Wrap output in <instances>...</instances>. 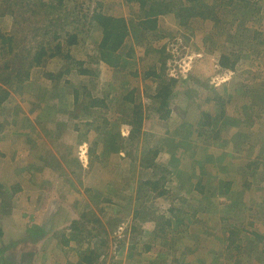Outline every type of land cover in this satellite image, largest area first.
<instances>
[{
  "label": "rangeland",
  "instance_id": "rangeland-1",
  "mask_svg": "<svg viewBox=\"0 0 264 264\" xmlns=\"http://www.w3.org/2000/svg\"><path fill=\"white\" fill-rule=\"evenodd\" d=\"M14 1L19 5L21 3L26 4L25 6L21 5L23 7L20 9L25 10L24 12L30 15L31 24L38 27L44 24L47 27L51 24L49 21L61 20V14L65 16V19H62L58 24L65 25L66 29L59 27L53 29L60 31L65 37L56 39L50 34H41V36L43 35L42 38L35 39L36 45L41 43V39L44 44H50L52 48L56 47L57 43H63L65 53L63 52V55L58 56L60 58L51 62L52 68H54V72L51 73L56 74L61 69L69 68V57H75L76 61L84 63L83 68L95 72V76L77 74L74 70H77V66L72 63L71 65L74 66H71V69L74 70V73L67 75L65 79L69 83H71V79L72 82L76 81V87L82 86L80 91L82 104L84 101L90 103L91 99L105 98V104L108 105V108H94L89 105L88 107L92 111L91 115L87 114L88 110L83 109L79 112V109L76 114H72V116L74 115L72 120L78 118L77 122L79 123L67 128L74 130L76 125H81L83 130L87 128V131L97 130L100 133L95 138V140L99 139L98 147H89L87 151L90 159L85 173L81 171L76 158H67L64 156L61 146H56L60 145V142L55 138L57 131L51 130L55 134L50 135V130L39 123L32 131L25 128L27 125L23 126L25 131L20 135L24 136L25 141L18 142L19 139L14 137V142L23 147L21 151L23 154L19 155L21 159L18 161L20 168H16L14 164H10L9 168L0 166V175L2 174L1 178L3 179L0 181L3 185V188H0V207L4 203L8 205L7 207L18 205V209L25 210L27 205H31L29 201L32 198H15L18 191L17 184L14 182L22 175L21 170H25L26 175H29L30 170L38 171V166H42V169L39 170L45 177L52 180L55 177L54 174H66L64 176H72L73 179L79 175L80 177L85 176V174L92 176L91 179L93 180H89L88 185H86L87 188L80 189L76 185L75 193H70L71 198L68 199L66 205H73L71 206L74 209L73 212L79 217L82 215L81 219L88 220L90 226L93 225V221L100 219L102 225L108 229L109 246L102 248L97 242L98 246L95 250L93 243L99 239L88 237L87 230L83 231V235L81 234L79 237L81 238L80 241L70 240L72 232L70 229L65 230L70 225L67 214L59 215L60 219H57L55 223L50 220V227L54 225L57 227L53 231H57L56 234H59V237H55L54 233L51 234L52 237L51 235H38L36 238L32 234H26L23 232L24 230L22 231L25 225H21V223L25 219L19 215L20 212H17L18 216L5 208L3 213L0 210V229L2 230L0 251L3 247L5 248L0 253V264H21L18 258L20 256H18V249L16 250L14 244L19 240L17 238H22L23 241L28 240V243L36 240L38 250L35 253L36 255L39 254V259L36 263L31 261L28 264H69L65 258L67 257V248L72 243L73 248L85 255L88 254L89 250L94 249L95 254L99 255L94 262L95 264H108V262L109 264H123L124 261L118 259V254L124 252L125 249L130 251L136 249L135 255L139 258L133 264H163L165 261L163 260V253L170 255V258L179 256V259L188 260L190 249L199 256L200 254L205 256L209 251L218 250H214L216 246L211 244H203V246H194L188 249L189 247H186L185 243H192L194 239L200 238L202 233L201 237H207L209 230L206 229L205 233L201 230L177 228L176 216L169 212L171 207L180 208L184 206L185 208L191 204L190 202L194 199L191 194L196 180L193 185L187 183L186 189L190 194L184 193L185 202L174 196L178 194L175 189V180H172L173 184H166L168 191H173V194L167 197H159L157 192L150 191L145 184L150 178L151 180L154 178L159 180V176L154 170L144 169L139 161L141 160L142 164V158L147 155L150 148L158 149L157 143L152 140L155 136L163 137L171 144V146L165 147V151L167 150L169 153L170 150H173V143L187 135L197 137L194 141L198 146L211 142V144L217 143L216 145L219 146L220 143L223 144V151L219 153L222 152L225 157L229 154L230 157L232 156L231 159L235 157L234 160H240L241 163H244L246 156L243 151L248 152L249 146L257 147L258 153L262 155L261 158H264V0H183L185 7L194 6L193 1H196V7L203 8L204 15L199 18L197 24L192 22V18L181 22L180 13L173 11L171 13L177 17L161 14L163 15L162 24L159 26L157 21L158 28L146 29V31H143L139 24L144 22L151 13L150 7L155 3H167L168 0H146L147 4L144 6L139 1L131 0H43L48 9L46 8L45 14L44 9L40 8L41 15L32 12L35 0ZM176 7H180V5ZM95 8L111 16L128 15L127 18H123L128 22L129 35L125 44L110 59L103 58L98 49L102 30L90 22ZM116 16L115 18H120ZM134 25L137 26V29ZM76 29L82 32L79 36V43L77 46H69L66 37ZM91 29L93 31L89 33ZM94 29L97 30L94 31ZM0 33L5 32L0 29ZM19 34L21 36V32ZM22 37L24 38L23 35ZM31 40L32 37H28L21 43L16 42L17 48L14 43L12 44L13 49L16 48L14 49L15 53L10 57L13 59L12 64L19 63L21 55L25 57H23L22 64L19 63L14 66V68L21 69L23 76L26 75L27 68H31L34 64L31 61L32 56H27V46L32 44ZM223 55L230 57V63L236 62L233 68L230 63L223 67L221 64ZM6 61L8 58L0 55V84L2 86L1 79L10 73L5 66ZM43 74L46 79L48 74ZM40 78L37 77L38 86L46 83L44 78L42 80ZM35 84L36 82L31 84L32 87L25 96L33 104H36L35 101L39 95V87L35 90ZM2 86H0L1 89ZM163 88H167L170 95L155 99L156 94ZM5 89L7 88L5 87ZM11 91L13 92V90ZM65 92L72 93V89L66 88ZM88 93H91L92 98L87 97ZM102 93H104V97ZM139 104L143 113V123L140 126L142 136L133 139L135 133L123 140L122 133L127 131L131 133L135 128L132 124L133 108ZM70 107L71 105L68 106V110ZM39 108L48 110L47 105L43 104L37 106V109ZM72 110L73 107H71ZM74 111L75 109L72 113ZM80 115L85 118V121L94 122L97 128L93 127L90 130L89 126L81 122ZM205 115L212 118L210 124L207 123L206 125L208 119L204 120ZM66 120V123L70 122L69 115ZM9 129L7 127L5 132L9 133ZM5 134L0 130V146L3 148L9 147L8 144L13 139L12 136V139L7 140ZM60 135L63 134L60 133ZM8 136L11 135L8 134ZM45 139H47L45 143L36 145L40 141L44 142L42 140ZM228 143L229 145H227ZM228 150L230 153L225 152ZM199 151L196 153V157L189 161L190 163L193 161L194 163L200 162L198 159L200 156L205 158L206 153H199ZM79 153L81 159L78 161L80 164L87 163L82 158L84 151L80 150ZM115 153L121 158L120 162L119 158L118 161L112 158L116 156ZM120 153L124 155H120ZM181 154L184 157L187 156ZM86 155L88 157V154ZM148 155L152 159V155L149 153ZM3 156L5 157L4 154ZM3 159L0 156V161ZM38 160L40 163L37 162ZM97 160H100L98 161L100 165H97ZM170 160L171 155L160 151L159 164L171 169L167 165ZM33 161L36 162L33 163ZM58 161H60V165L57 164ZM21 162L23 165H20ZM241 163L238 165L241 166ZM238 165L231 173L238 175L241 173ZM210 167L212 174L221 173L219 170L215 172L213 165ZM101 168L103 174H101ZM197 168L194 173L197 177L209 170L202 169V171L199 166ZM175 171L189 172L182 166H172L171 174L174 175ZM171 177L174 178L175 176L170 175L169 179ZM101 179L103 180L101 181ZM215 179L210 177L209 180L204 181L214 185V182L218 180ZM45 185L46 183L42 184L41 182L40 188L45 189ZM49 186L51 187V184ZM63 187H57V189L64 191ZM53 188H55L54 185ZM252 198L254 201L259 200V196ZM44 200H47L46 204L50 206L61 205L63 207L65 205L63 204L64 199L58 196L51 195L48 199H38L37 201L40 203L42 201L41 204H43ZM198 200L200 199L198 198ZM193 203L198 206V202L193 201ZM66 205L65 208L69 211ZM32 215L31 218H34L32 223L44 221L41 215L39 217L35 214ZM184 216L183 219H186ZM43 217L46 218V214ZM81 219L77 218V220ZM163 219L172 221V226L166 228L165 233L161 232ZM262 231L264 229H260L258 232ZM64 233L69 236L66 241V236H62ZM218 235L216 237L222 239L223 236ZM82 238L84 239L82 240ZM252 239L254 238L252 237ZM165 241H172V244L169 243L170 245L164 246ZM50 242L54 246L52 249L49 246ZM121 242L123 247H127V245L128 247L118 249V243ZM201 243L204 242L200 240ZM249 243L251 244V242ZM251 247L249 245L244 247L240 253L239 249L236 251L233 247L229 249L228 254L230 258L234 259L235 264H259L258 261L251 260H253L254 252L257 255H261L262 252ZM27 248L32 249L34 246H27ZM198 248L204 252L201 253ZM262 248L264 247L262 246ZM41 250L42 253L40 254ZM142 254L145 255L146 263L140 257ZM135 255L134 257H136ZM167 258L169 257L166 256L165 258L164 256V259ZM204 258L209 264L215 257L206 256ZM218 259L219 257L214 260ZM171 263L172 261L167 259L166 264Z\"/></svg>",
  "mask_w": 264,
  "mask_h": 264
},
{
  "label": "crops",
  "instance_id": "crops-1",
  "mask_svg": "<svg viewBox=\"0 0 264 264\" xmlns=\"http://www.w3.org/2000/svg\"><path fill=\"white\" fill-rule=\"evenodd\" d=\"M4 3L5 2L0 1V8H1V5H3ZM4 12L5 11L0 10V25H1L0 29L6 33V32L11 31L14 18L12 15L4 13ZM168 14L173 15V13H167L166 15ZM127 16L128 15L122 14V16H116V17L127 18ZM173 16L177 17V15L175 14ZM156 18L160 26L162 24L161 20L163 18V15H160ZM192 22H195V24H197L199 22V17L192 18ZM158 23H157L156 28H158ZM56 58H60V57L57 56L52 59H48V60L45 59V63L42 66H40V64L39 66H36L37 65L36 64L31 69V72H30L31 77L28 80H24L23 93L18 94L17 91L15 92L13 90L12 92L10 90L11 92L10 99L7 100L2 105H0V130L2 131V133H6L5 137L7 140L9 138L12 139V136H13L12 141L9 142L8 144L10 145L9 147L3 148L2 146H0V151L5 155V157H3L4 158L3 161H0V166L9 168L10 164H14L16 168H20L18 166L19 165L18 161L21 159L19 155L23 154L21 152L23 147L21 144L14 142V137L17 140L19 139L18 142L25 141L23 138L24 136L20 135L21 133H23V131H25L23 126L27 125L25 128H29V130L32 131V130H35L34 127H36L37 124L39 123V124H43L44 127L47 128V130H50L49 131L50 135H52L54 131H57V119L55 121L56 111L54 110L55 108L53 109L54 111H52L51 113L49 112V110L47 111L43 110L44 108L42 110L40 108L37 109V106H35L25 97L26 94L29 92V89H31L32 87L31 84L33 82H36L35 87H34L35 90L39 87L37 85V77L38 78L41 77L40 80H42V78H44L43 73L49 74L51 72H54L53 71L54 68H52L51 62L55 60ZM62 70L63 69H61V71ZM47 78L48 77L46 75V79L44 78V82L50 83L51 81ZM13 82H15L14 85L17 84L15 79H13L11 83L13 84ZM71 85L76 86V81L72 82V79H71ZM0 86H2V84H0ZM3 86L4 88L6 87L4 84ZM3 86H2V89H3ZM2 89L0 88V91ZM47 119H49L50 121H48ZM79 119L81 120V122H84L85 124H87V121L84 120L85 118L79 117ZM77 120L78 118H74L73 123L74 124L79 123L77 122ZM7 127L10 128L9 133L5 132ZM51 130H54V131H51ZM8 134H10L11 136H8ZM62 134H63L62 136L61 135L59 136L61 140L59 137H55L60 142V145H56V146L57 147L61 146V149H63L64 151V156H66L67 158L68 157L76 158L81 171L85 173V171L87 170L88 164H89L88 163L89 159H90L89 153L87 151L89 150V147H93V146L98 147L97 145L99 144L98 142L99 139L97 138L95 140V138L100 133H98L97 130L93 132L92 130L87 131V128L83 130V127L81 128V125H79V127L78 128L76 127V129L74 130L66 129ZM122 134H123L122 139L126 140L125 138L130 136L129 135L130 131H127L126 133L123 132ZM195 138L197 137H192V136L187 135L183 137L182 139L176 140L175 143H173L174 145H172L173 150H170L169 153L167 152V150L165 151V147L167 145L171 146V144L168 141H166L163 137L155 136L152 140H154V142L157 143L159 151L163 153L166 152L167 154L171 155V160L167 163L168 167L171 168L169 169L170 172L172 171V166H182L183 169L189 170V172H186V173L175 171L174 175L171 174L172 176H175V177L174 178L171 177V179H169V181L166 184L167 185L170 183L173 184L172 180H175L176 182L175 189L178 194L174 196L178 197V199H181L183 202H185L184 193H189L188 190L186 189L187 187L186 185L187 183H191L193 185V182L196 180V183L194 184V189L192 190V194H191L194 197L193 201L199 202V203L201 201L206 207V210L203 209L201 211L199 209L201 208L199 207V204L198 206H196L195 205L196 203H193V201H191L190 202L191 204L186 206L185 208L183 206L180 208L171 207L169 209V212L172 208H174V210L175 209L181 210V215L183 216L185 215L184 217H186V219H183V217H180V216L175 217V221L178 224L177 228L182 229L184 227L185 229L183 230L193 229L196 231L201 230L203 232H205L206 229L209 230V232L207 233L208 234L207 237H201L203 235V233L201 232L202 235L200 236V238L194 239L192 243H185V246L186 247L188 246L189 247L188 249H190V247H194V246L198 247L201 245L203 246V244L204 245L211 244L214 247L216 246L214 250L216 249L218 250L212 251V252L209 251L208 254L207 253L205 254V256L203 254H200L199 256L194 253L195 252L194 250L190 249V253H189L190 259L188 258V260H183V258L179 259L180 258L179 256H178L179 258L177 256L176 257L173 256L172 258H170V255L163 253V260H165L163 264L167 263V259H170L172 261L171 264H204V262L205 264H207L205 261V258L203 259V257H206V256H208L209 258L210 256H213L215 258L219 257L218 260H214L215 259L214 258L213 261L209 262V264H235L234 259L230 258L228 254L229 249L233 248L234 246H238L239 253H240L241 250L244 249V247H248V245L250 247L253 246L251 248H256L260 252H262L261 255L259 254L257 255V253L254 252L253 260L251 261H258L259 264H264V248H262V246L264 247V231L258 232L260 229H264V221H263L264 220V158H261L262 155L258 153L257 147L249 146L248 152L246 150L243 151V153H245L246 156L244 155L245 156L244 163H241L239 159H238L239 161L234 160L235 157L231 159L232 156L230 157L229 154L225 157L224 154H222V152L219 153L220 151H223L222 150L224 146L223 144L220 143V146H219V145H216L217 143L211 144L212 143L211 142V143H206L204 145L200 144V146H198L196 144V141H194ZM46 140L47 139L42 140L44 142L40 141L36 145H42L43 143H45ZM32 143H33V140H32ZM229 143L227 145H229ZM80 150L84 151V153H82V158H84L87 163L80 164V162L78 161L79 159H81L79 157ZM144 150L146 149L144 148ZM198 151L199 153L201 152L206 153L205 158L203 159L200 156L198 157V159H200V162L194 163L193 161L190 163L189 161H192V159L196 157L195 155ZM225 152L228 153L229 150ZM181 153L187 156L184 157ZM86 154H88V157ZM120 155H124V154L120 153ZM112 158L117 161L119 158V162L121 159L118 154H116V156ZM98 161L100 160H97V165H100L99 164L100 162L98 163ZM35 162L36 161H33V163ZM37 162H39V160ZM139 163L141 165V160L139 161ZM238 163H241V166L240 164L238 165ZM57 164L60 165V161H58ZM20 165H23V162H21ZM54 165L56 164L54 163ZM211 165L214 166L215 172L216 170H219L221 171V173H224V174H221V173L212 174V168L210 167ZM237 165L239 166L238 168L241 171L239 175L231 173V171L233 172V170L237 167ZM198 166L200 167L201 170L209 169L210 171L206 170V173H201L200 175L201 178L197 177L194 175V173L196 169H198L197 168ZM38 167L40 169L42 166H38ZM39 169L38 171L30 170L31 175L30 174L26 175L25 170H21L22 175L19 176L16 182H14L15 184L21 187L18 190V192L15 194V198L16 199H22L24 197L25 199L32 198L31 201H29L31 205H27L28 207H26L25 210H21V209H18V205L16 207H7L8 205L3 203V206L0 207V210L3 213L6 208V209H9L10 213L12 214L14 213L15 215H18L17 212H20L19 215L23 216V219H25L24 222L21 223V225L22 224L25 225L22 231L24 230L23 232L26 234H28L27 231L29 229L31 230L33 227H41L44 230V234L42 235H45V236L51 235V234L53 235L55 233L56 235V236L54 235L55 237H59L58 236L59 234H56L57 231H53L54 228H57V227H55V225L53 227H50L51 225L50 220L53 223H55V221L57 222V219H60L59 215L67 214L69 215L67 220L70 222V225L67 226L65 230L70 229L71 230L70 232H72V228L70 226L74 224L73 223L74 221H77V218L81 219L82 215L80 217L77 216L73 212L74 210L73 207H71L73 205H70V204L66 205V202H68V199L71 198L70 193H75L74 188L76 187V185H78L80 189H82L83 187H86V185H88L89 180H93L91 179L92 176H88L85 174V176L80 177L79 175V177L76 176V179L75 178L73 179L72 176H64L66 174L64 175L54 174L55 177H53L54 179L52 180L50 178L45 177V175ZM100 170L102 171L101 174H103V169L101 168ZM1 175H0V181L3 180L1 178ZM210 177L218 179L216 182H214V185L216 184V186H214L213 184L211 185L207 184L206 183L207 181H204V180H209ZM102 180L103 179H101V181ZM148 180L157 181V179L155 178L152 180L150 178ZM41 182L42 184L46 183L45 185L46 187L43 190L42 188H40ZM0 184H2V182ZM49 184H51V187L49 186L50 188L48 187ZM53 185L55 188H53ZM62 186H64L63 187L64 191L57 189V187L61 188ZM72 190L74 191L72 192ZM169 192L170 191H168L166 195H163V197H167L173 194V191L170 193ZM51 195L62 197L64 199L63 204L67 206L69 211L65 208V205H63V207L61 205L50 206L49 204H46L47 200H44L43 204H41L42 201L41 203L37 201L38 199H42V200L48 199L49 197H51ZM256 196H259L258 201H254V198H252ZM198 198L200 200H198ZM77 210H79V208H77ZM188 210L191 211V214H189ZM177 213H180V212L178 211ZM32 214L37 215V217L41 215V218L44 219V221L43 220H41L40 222L34 221L35 223H32V221L34 220V218H31L33 217ZM45 214H46V218L43 217V215ZM195 214L197 215L195 216ZM249 229L250 231L248 232ZM83 231L84 230L81 228V231L79 232L80 236L81 234L83 235ZM235 231L238 233L236 238L234 237V234H233ZM30 234L38 238V236L35 235L34 233H30ZM216 235L218 236L222 235L223 237L222 239H220V237L217 238ZM66 236L67 238H69L67 234ZM35 237L34 239H36ZM252 237L254 239H252ZM17 239L19 240L17 242H14V244L16 245V250L18 249V252H19L18 256L20 255L18 258L21 264H28L31 261L33 262L35 261L34 263L38 262L39 254L36 255L35 253L38 250V248L36 247L37 246L35 242L36 240L32 241L31 243H28V240L23 241L22 238H17ZM199 239L202 240L204 243L200 244ZM97 242H94V243L92 242L93 247L95 246L94 248L95 250H96V246H98ZM249 242H251V244ZM78 243L81 244V242H78ZM165 243L167 245L169 243L172 244V241H165ZM31 245L34 246V248L28 249L27 246H31ZM21 246L22 248H20ZM49 246H50V249L54 247L51 244V242ZM164 246L166 245L164 244ZM124 247L127 248L128 245L127 247L126 246ZM19 248L21 249V251ZM4 250L5 248L3 247L0 253L3 252ZM202 252L204 251L201 250V253ZM41 253H42V250L40 251V254ZM135 254H136V249L131 250V251L128 249H125L124 252H120L118 254V259L123 260L124 261L123 264H129V263L133 264L134 262H137L139 258ZM134 255L136 257H134ZM164 256L165 258L166 256H168L169 258L164 259ZM140 257L146 263L145 255L142 254L140 255ZM65 260H67L69 264H87L86 262L83 261V255H81V252L73 248V243L71 244V246L67 248V257L65 258ZM244 264H249V263H244Z\"/></svg>",
  "mask_w": 264,
  "mask_h": 264
},
{
  "label": "trees",
  "instance_id": "trees-1",
  "mask_svg": "<svg viewBox=\"0 0 264 264\" xmlns=\"http://www.w3.org/2000/svg\"><path fill=\"white\" fill-rule=\"evenodd\" d=\"M1 1L5 3L1 5L0 10L5 11L4 13L12 15L14 18V21L12 24V29L9 33H0V55H2V57L8 58V61H6L5 66L6 68L9 69V72H10L7 75V77H3V79H1V81L6 86L7 89L4 88L0 91L1 92L0 93V105H2L3 103H5L7 100L10 99L11 97L10 90H14L15 92L17 91L18 94L23 93L24 80L30 77L31 69L36 64H37L36 66H39V64L40 66H42L45 63V59L48 60V59H52L57 56L63 55V50H64L63 43L62 44L57 43L56 47L52 48L50 44H44L42 39H41V43L40 44L37 43L36 45L35 39L37 38L39 39V37L42 38L43 35H48V34L54 36L56 39L58 38L60 39V38L65 37V35H63L60 31H56V30L54 31L53 30L54 27L66 29L65 25L62 26L58 24V22H60L62 19H65V16L63 14H61V20L56 19V22L51 20L49 21L51 23L49 26L47 25V27H45V24H44L38 27L37 25L31 24V19H29L30 15L25 13L24 12L25 10L23 11V9H20L26 4L21 3L19 5L14 0H1ZM131 1H139L141 5L143 6L147 4L146 0L144 1L143 0H131ZM33 3H32L33 5L32 12L34 14L41 15L42 12L40 11V8L44 9L45 11L44 13L46 14V8L48 9V7L46 6L43 0H35ZM193 4L195 5L192 7H185L183 4V0H168L167 3H163V4L155 3L154 5L150 7L151 13H149L147 19L144 22L140 23L139 25L142 26L143 31H146V29L154 30L157 27V21H158L156 17H158L161 14L164 15L167 13H171L173 11H178L180 13L182 17L181 22H184V20L186 21L189 18L203 17L204 15L203 8L202 7L197 8L196 1H193ZM179 5L180 7H176ZM82 18H83V15H82ZM90 22L95 24V26H97L98 28L102 30V38L99 40V43H98V49H99L100 54L102 55L103 58H107V59L113 58L115 56V53H117L118 50L122 47V45L125 44L126 39L129 35L130 29H129L127 20L124 18H115L114 16L107 15L105 12L100 11V9L95 8L93 15L91 16ZM134 26H135V29H137V26L136 25ZM96 30L97 29H94V31ZM19 31L21 32V36H19L20 35ZM92 31L93 29H91L89 33H92ZM80 32H81L80 30L76 29L74 32H71V34L68 35V37H66V42L69 46L78 45L79 36L82 34V32L81 33ZM41 34L43 35L41 36ZM22 35L24 36V38L22 37ZM28 37H32V40H31L32 44L27 46L28 47L27 56H30V55L32 56L31 61L34 64L31 68L29 67L27 68L28 71L26 75L23 76L22 75L23 72L21 71V69H18L17 67L14 68V66L19 63L22 64L21 62L25 57L21 55L19 58V63H15L14 65L12 64L13 59H10V57H12L11 55L15 53L14 49L17 48L16 42L21 43L24 40H26ZM13 43L16 47V48L14 47V49L12 47ZM69 58H70L68 59L70 60L69 68L67 67L66 70L59 71L56 74L49 73L47 75L48 77L47 79H49L51 82L45 83L44 85H39V95H38L37 101H35L36 104H34L35 106H39L41 104L47 105V108L50 113L54 111L53 109L55 108V111L57 114V117L55 118V121L57 119V132H56L57 134L55 137H59L60 133L62 134L67 128H70L71 125H75L72 123L73 122L72 118L74 117V115L72 116V114H76L79 109H80L79 112H81V110L83 109H85V111L88 110L87 114L91 115L92 111L89 109L90 107L101 108V109L108 108V105L105 104V100H106L105 98L91 99L90 103H87V101H84L83 104L81 103L82 94L80 91H81L82 86L80 87L73 86L65 78L67 77V75L74 73V70L75 72H77V74H80L83 76L89 75L91 77L95 76V72L89 69L83 68L84 63L80 61H76L75 57L73 58L69 57ZM230 61H231L230 57L226 55H223L221 57V64L223 65V67L227 66V64L230 63ZM72 63L77 66V70L71 69L74 66V65H71ZM230 64H232V68H233L236 62H233ZM13 79L16 80L17 82L16 85H13L11 83ZM66 88L72 89V93L65 92ZM103 94L104 93H102V95ZM169 95H170V91L167 88H163L156 94L155 99L160 98V97L165 98V97H168ZM87 97L89 99L92 98L91 93H88ZM70 105L71 107H73V110L75 109L73 113H72L73 110L71 111V107H70V110H68V106ZM89 105L91 106L88 107ZM140 106H141L140 104L135 105L133 108L134 117L132 120L133 122L132 124L134 125L135 128L130 133V136L136 133V135L133 136V139H137V137L139 138L140 136H142L140 126L143 123V113L140 109ZM68 115L70 116L71 120L70 122L66 123L67 122L66 119L68 118ZM80 117L82 116L80 115ZM203 118L204 120L206 118L208 119V121L206 122V125L207 123L210 124V121L212 120V118L209 115H205ZM86 125L89 126L90 130L93 127L97 128L94 122H87ZM76 127L78 128L79 125H76ZM148 153L152 155V159H150V156L148 155ZM148 153L144 158H142L143 162L141 165L144 169L154 170L159 176V180L152 181V182L147 181L145 184L149 187L150 191L157 192L158 193L157 195L161 197L168 193V189L166 188V183L169 181V176L171 175V172L165 166H162L161 164L158 163V158L160 155L159 149L150 148L148 150ZM0 156L4 157L1 152H0ZM0 188H3L2 184L0 185ZM19 189L20 187L17 185V191ZM198 204H199V207H201V208L198 207L201 211L203 209L206 210L205 205L201 201L200 203L198 202ZM178 211L180 213H177ZM170 212L171 214L173 213L176 217L178 216L183 217V215H181V210H178V209L174 210L172 208ZM196 215L197 214H195V216ZM73 223L74 224L70 226L72 228V236L70 240L80 241L81 238H79L80 237L79 232L81 231V228H82L84 231L87 230L88 237L99 239L98 244L100 245V247L103 248L105 246H108V243H109L108 229L106 228L105 225H102L103 223L100 219L93 221L92 226L89 225L88 220H84V219L74 221ZM171 226H172V221L170 219H163V228H161V232L165 233V231L167 230L166 228H170ZM27 233L28 234L34 233L37 236L38 235L44 236L42 235L44 234V230L41 227H33L31 230L29 229ZM233 234H234V237L236 238L238 233L235 231ZM1 235H2V230L0 229V236ZM62 236L65 237L66 234L64 233ZM66 239H67V236L65 237V241ZM83 239L84 238H82V240ZM164 244L167 245L166 243ZM121 247H123L122 242L118 243V249H120ZM238 248H239L238 246H234L233 249L237 251ZM95 253L96 251H94V249L89 250L88 254L86 255L81 253V255H83V261L86 262L87 264H93L99 257V255H96Z\"/></svg>",
  "mask_w": 264,
  "mask_h": 264
}]
</instances>
